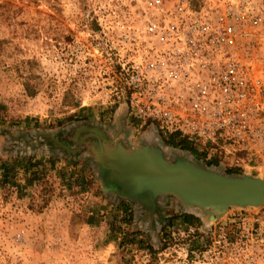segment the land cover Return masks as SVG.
<instances>
[{
    "label": "rangeland",
    "instance_id": "obj_1",
    "mask_svg": "<svg viewBox=\"0 0 264 264\" xmlns=\"http://www.w3.org/2000/svg\"><path fill=\"white\" fill-rule=\"evenodd\" d=\"M145 10L142 0H0V264H264V203L210 219L108 181L109 154L144 146L169 163L264 178L132 120L119 63Z\"/></svg>",
    "mask_w": 264,
    "mask_h": 264
},
{
    "label": "built area",
    "instance_id": "obj_2",
    "mask_svg": "<svg viewBox=\"0 0 264 264\" xmlns=\"http://www.w3.org/2000/svg\"><path fill=\"white\" fill-rule=\"evenodd\" d=\"M142 3L143 28L118 73L132 120L264 170V0Z\"/></svg>",
    "mask_w": 264,
    "mask_h": 264
},
{
    "label": "water",
    "instance_id": "obj_3",
    "mask_svg": "<svg viewBox=\"0 0 264 264\" xmlns=\"http://www.w3.org/2000/svg\"><path fill=\"white\" fill-rule=\"evenodd\" d=\"M109 180L129 193L123 196L148 202L159 194H170L187 206L208 212L214 219L230 206L259 207L264 203V180L245 172L241 177H226L205 170L189 162L169 163L161 150L149 146L131 151L119 148L109 154ZM99 160L103 167L102 154ZM247 174V175H246ZM126 176V181H117ZM146 190V198L139 199L140 191Z\"/></svg>",
    "mask_w": 264,
    "mask_h": 264
},
{
    "label": "trees",
    "instance_id": "obj_4",
    "mask_svg": "<svg viewBox=\"0 0 264 264\" xmlns=\"http://www.w3.org/2000/svg\"><path fill=\"white\" fill-rule=\"evenodd\" d=\"M167 145L173 147V148H178L184 151L190 152L192 155H196V151L194 147L191 145L189 141H187L186 138L180 137L178 134H171L168 139H167ZM228 175H234L236 173L234 172H227ZM126 207L123 208V211H126ZM193 218L189 214L184 215V221L186 223L192 224L193 223Z\"/></svg>",
    "mask_w": 264,
    "mask_h": 264
},
{
    "label": "bare ground",
    "instance_id": "obj_5",
    "mask_svg": "<svg viewBox=\"0 0 264 264\" xmlns=\"http://www.w3.org/2000/svg\"><path fill=\"white\" fill-rule=\"evenodd\" d=\"M247 175V174H246ZM123 177V176H122ZM126 176L125 177H123V178H119L118 177V179H117V181H126ZM260 179V178H259ZM261 181H263L264 180V178H261L260 179ZM117 187H119V185H116ZM118 190H120L121 191V193H125V192H127V193H129V191H127V190H125V189H118ZM141 193L140 194H138V198L139 199H144L143 201H145V198H146V192H148V191H146V190H141L140 191ZM149 193V192H148Z\"/></svg>",
    "mask_w": 264,
    "mask_h": 264
}]
</instances>
